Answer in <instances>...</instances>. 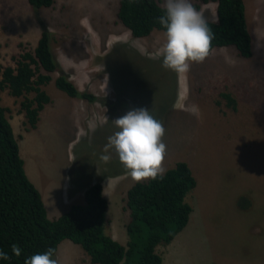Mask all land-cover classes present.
Instances as JSON below:
<instances>
[{
	"label": "rangeland",
	"instance_id": "rangeland-1",
	"mask_svg": "<svg viewBox=\"0 0 264 264\" xmlns=\"http://www.w3.org/2000/svg\"><path fill=\"white\" fill-rule=\"evenodd\" d=\"M191 2L215 21V2ZM243 5L251 56H239L231 45L213 47L202 63L177 73L162 67V57L148 55L165 42V32L132 37L116 20L117 0H54L37 9L27 0H0V66H12L10 56L31 50L43 25L69 80L108 100L70 97L50 80L41 86L50 103L29 128L18 111L21 97L0 90L24 172L48 218L67 209L64 198L66 206L82 202L83 189L99 180L108 205L103 232L119 243L127 238L124 198L134 181L114 149L109 162L101 156L119 130L114 119L143 107L165 127L164 168L185 161L195 179L185 196L192 207L186 225L156 246L160 264H264V0ZM222 92L234 99V110ZM53 258L89 264L81 246L66 238Z\"/></svg>",
	"mask_w": 264,
	"mask_h": 264
},
{
	"label": "trees",
	"instance_id": "trees-1",
	"mask_svg": "<svg viewBox=\"0 0 264 264\" xmlns=\"http://www.w3.org/2000/svg\"><path fill=\"white\" fill-rule=\"evenodd\" d=\"M53 1L27 0V3L37 9L48 7ZM198 1L215 2V21L207 20L214 34L210 50L231 45L239 56L250 57L251 40L242 0ZM163 12L159 0H117L115 17L132 37H144L154 29L166 32L158 22ZM10 59L12 66H0V90L5 88L9 95L21 97L18 111L29 128L35 127L39 111L50 102L41 87L50 80L70 97L88 102L107 100L105 96L97 98L79 90L69 80L50 49V32L43 25L33 48L21 49ZM52 73H56L53 78ZM220 96L228 107L235 109L229 93L222 92ZM6 111L0 104V250L10 259H0V264H24L26 258L36 253L50 247L56 250L64 238L79 244L91 263L160 264L156 246L169 243L186 225L192 211L185 196L195 186V179L185 161H175L162 177L133 182L126 189L127 238L121 244L103 232L107 201L99 180L83 189L82 202L70 204L55 218L47 217L38 190L24 172ZM12 244L21 248L20 256L12 253Z\"/></svg>",
	"mask_w": 264,
	"mask_h": 264
},
{
	"label": "clouds",
	"instance_id": "clouds-1",
	"mask_svg": "<svg viewBox=\"0 0 264 264\" xmlns=\"http://www.w3.org/2000/svg\"><path fill=\"white\" fill-rule=\"evenodd\" d=\"M163 9L158 22L166 29L165 42L153 54H148L149 58L156 60L162 57L165 69L187 73L192 63H202L208 57L214 34L191 0H165ZM114 124L119 130L107 138L106 154L101 159L109 162L111 155L107 153L114 149L134 182L162 177L167 153L163 122L151 115L147 108L141 107L114 119ZM11 249L15 256L21 255L18 244H12ZM54 251L50 247L36 253L26 258L24 264H58L53 258ZM0 259L9 260L10 257L0 250Z\"/></svg>",
	"mask_w": 264,
	"mask_h": 264
},
{
	"label": "crops",
	"instance_id": "crops-1",
	"mask_svg": "<svg viewBox=\"0 0 264 264\" xmlns=\"http://www.w3.org/2000/svg\"><path fill=\"white\" fill-rule=\"evenodd\" d=\"M242 2H243V0H242ZM243 7H244V5H243ZM244 17H245V23H246V28H247V30H248V32H249V35H250V40H252V35H251V31H250V27H248L249 26V24H248V21H247V16L246 15H244ZM212 21V20H211ZM38 38V37H37ZM37 40V39H36ZM36 42V41H35ZM251 52H252V43H251ZM50 103V102H49ZM48 104V103H47ZM44 107V106H43ZM43 109V108H42ZM41 109V110H42ZM40 110V111H41ZM40 111H39V114H38V120H39V118H40ZM37 120V121H38ZM11 125V124H10ZM27 129V128H26ZM102 192H103V186H102ZM63 203H64V207L66 208H68V206H66V198H64L63 199V201H62ZM45 204V203H44ZM108 206V205H107ZM106 209H107V207H106ZM46 210V209H45ZM65 211V210H64ZM105 213H106V210H105ZM52 214V213H51ZM47 215V214H46ZM58 215H56V216H54V217H52V218H55V217H57ZM108 235H110L113 239H115L116 240V237L112 234V233H107ZM118 241V240H117ZM125 241H126V238L124 239V241L123 242H121V244H124L125 243ZM61 250L58 252V254H59V257L61 256ZM55 253V252H54ZM86 260H87V262L89 263V264H97V263H91L90 261H89V257H88V255H87V258H86Z\"/></svg>",
	"mask_w": 264,
	"mask_h": 264
}]
</instances>
